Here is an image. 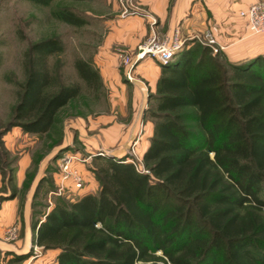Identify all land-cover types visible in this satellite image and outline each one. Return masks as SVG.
I'll list each match as a JSON object with an SVG mask.
<instances>
[{
	"label": "trees",
	"instance_id": "obj_1",
	"mask_svg": "<svg viewBox=\"0 0 264 264\" xmlns=\"http://www.w3.org/2000/svg\"><path fill=\"white\" fill-rule=\"evenodd\" d=\"M53 15L84 22L66 7ZM62 50L56 37L30 44L9 126L43 135L80 95V83L51 75L48 60ZM220 56L200 42L159 64L148 173L106 158L97 195L58 201L33 220L32 243L58 250L52 264H158V251L170 264H264V53L238 63ZM73 67L86 88L101 86L88 60Z\"/></svg>",
	"mask_w": 264,
	"mask_h": 264
},
{
	"label": "rangeland",
	"instance_id": "obj_2",
	"mask_svg": "<svg viewBox=\"0 0 264 264\" xmlns=\"http://www.w3.org/2000/svg\"><path fill=\"white\" fill-rule=\"evenodd\" d=\"M138 2L52 0L49 5H40L29 0H0V264H23L31 256H34L32 264L54 263L57 249L42 248L38 255L32 254L33 243L25 242L23 237L25 233L32 236L33 220L44 219L58 201L72 202L88 192L97 195L100 188L99 169L106 166V158L111 157L116 161L127 158L129 160L124 159L125 162H132L138 172L148 173L142 156L149 145L156 120V88L151 89L137 70L145 61H133L137 63L132 66V79L128 80L124 76L127 66L124 59H132L138 46L134 52L122 51L114 65L117 78L104 79L102 74L107 72V64L101 61L99 54L104 41L113 32V24L122 19L141 16L147 19L145 23L149 29L154 26L152 17ZM63 7L77 13L83 19V24L75 26L56 18L53 12ZM150 35L151 32L140 44ZM49 37L58 38L63 45L62 52L48 60L51 75L65 84L80 83L81 92L75 100L60 109L47 133L37 135L9 124L14 123L12 112L25 79L24 54L30 44ZM181 38L183 48L202 41V36ZM217 53L221 55V63H238L252 58L235 61L222 50ZM77 58L88 60L98 69L101 86L97 90L86 88L78 79L73 67ZM135 84L141 88L137 105L133 103ZM108 125H113V130L119 135V140L110 145L105 141L106 136H102L103 129ZM98 150L110 155H98L92 162L89 159V163L85 164L86 169H82L88 192L69 189L56 195L50 193L56 191L54 187L61 155L75 151L84 155ZM258 195L264 199V183L260 185ZM13 225L18 228V237L14 241L6 240V230ZM2 243L6 246L2 247ZM10 245L25 249V252L9 251L12 248L5 247ZM153 257L158 264H170L160 251Z\"/></svg>",
	"mask_w": 264,
	"mask_h": 264
},
{
	"label": "crops",
	"instance_id": "obj_3",
	"mask_svg": "<svg viewBox=\"0 0 264 264\" xmlns=\"http://www.w3.org/2000/svg\"><path fill=\"white\" fill-rule=\"evenodd\" d=\"M138 1L139 4L143 5L146 12L150 14L151 20H155L152 28L159 35L169 34L175 28H178L180 35L185 39L194 36H202L203 38L204 33L210 30L217 42L224 47L222 51L235 61L264 52V33L251 34L246 28L244 19L239 16L240 10L245 9L250 3L261 0ZM146 20L141 16L140 18L130 17L113 24V32L104 41L99 51L101 61L107 64L105 66L107 72L102 74L105 76L104 79H116L118 72L114 65L118 60L117 55H120L122 51L134 52L136 47L147 37L151 28H148L147 23H145ZM143 60L145 63L140 62L141 64H138L137 70H139L141 77L151 89L156 88L157 80L161 74V66L150 57H145ZM141 65L145 66V68H142ZM121 90H123V87ZM121 90L120 92H122ZM133 93V103L137 105L141 93L140 85H133ZM108 126V128L103 129V135H101L106 136L105 141L110 145L119 140V135L115 133V129L112 128L113 125ZM82 169H86L85 165L80 166L81 172ZM87 186L85 182L83 187L76 191L88 192ZM85 194H89V192ZM23 239L25 242L30 241L32 243L31 235L25 233ZM1 245L2 247L6 246L4 243ZM5 248H12L8 250L14 253L25 252V249H18L15 245Z\"/></svg>",
	"mask_w": 264,
	"mask_h": 264
},
{
	"label": "built area",
	"instance_id": "obj_4",
	"mask_svg": "<svg viewBox=\"0 0 264 264\" xmlns=\"http://www.w3.org/2000/svg\"><path fill=\"white\" fill-rule=\"evenodd\" d=\"M239 16L244 19L246 28L251 34L258 35L264 33V2L256 1L250 3L245 9L239 11ZM153 19L151 21L154 22ZM150 37L138 45L134 57H127L124 59L127 64L125 69V78L131 80L132 66L135 61L141 60L144 57H150L157 61L160 65L167 64L173 56L183 48V40L180 36L178 28H175L171 33L165 35L157 34L151 26ZM203 44L209 46L213 53H217L219 50H223L213 33L207 30L202 38ZM134 61V62H133ZM110 155L108 152L98 150L95 152H89L88 154H81L80 152H67L61 155L58 159V171H57V183L56 191L50 192L51 194H59L64 190H77L83 187L85 179L80 170V166L89 163V159L94 156ZM114 158V157H113ZM129 159H126L128 161ZM132 161V160H131ZM132 163V162H131ZM18 237V228L16 226H10L6 230V240L14 241ZM43 247L33 243L32 254L38 255L39 251ZM34 256L24 260L23 264H32L31 259Z\"/></svg>",
	"mask_w": 264,
	"mask_h": 264
},
{
	"label": "water",
	"instance_id": "obj_5",
	"mask_svg": "<svg viewBox=\"0 0 264 264\" xmlns=\"http://www.w3.org/2000/svg\"><path fill=\"white\" fill-rule=\"evenodd\" d=\"M137 63V62H136ZM136 63H134L133 65H136Z\"/></svg>",
	"mask_w": 264,
	"mask_h": 264
}]
</instances>
